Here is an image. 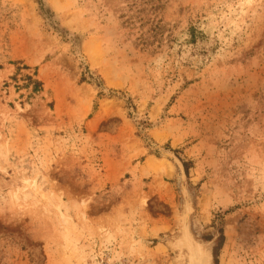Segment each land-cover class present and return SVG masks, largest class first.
Returning a JSON list of instances; mask_svg holds the SVG:
<instances>
[{
  "label": "rangeland",
  "instance_id": "obj_1",
  "mask_svg": "<svg viewBox=\"0 0 264 264\" xmlns=\"http://www.w3.org/2000/svg\"><path fill=\"white\" fill-rule=\"evenodd\" d=\"M195 250L264 264V0H0V264Z\"/></svg>",
  "mask_w": 264,
  "mask_h": 264
},
{
  "label": "bare ground",
  "instance_id": "obj_2",
  "mask_svg": "<svg viewBox=\"0 0 264 264\" xmlns=\"http://www.w3.org/2000/svg\"><path fill=\"white\" fill-rule=\"evenodd\" d=\"M150 162V161H149ZM147 164H149V163H147ZM152 164V163H151ZM150 167H152L153 169L155 168V169H162V171H164V168H162L161 166H157L156 164H153V165H150ZM151 168V169H152ZM150 169V168H149ZM193 246H194V244H192ZM192 246V247H193ZM194 249V248H193ZM193 253V255H195V253L197 254L198 253V250L197 251H195V252H192ZM192 255V256H193ZM197 256H199V257H196L195 259L197 260V261H202V262H204L205 260H206V256L204 255V254H202L201 252H199L198 254H197ZM194 263H195V261H194ZM195 264H198L197 262L195 263Z\"/></svg>",
  "mask_w": 264,
  "mask_h": 264
},
{
  "label": "trees",
  "instance_id": "obj_3",
  "mask_svg": "<svg viewBox=\"0 0 264 264\" xmlns=\"http://www.w3.org/2000/svg\"><path fill=\"white\" fill-rule=\"evenodd\" d=\"M24 77L28 84H33L34 89H36L40 85V82L38 80L33 79L31 75L25 74Z\"/></svg>",
  "mask_w": 264,
  "mask_h": 264
},
{
  "label": "water",
  "instance_id": "obj_4",
  "mask_svg": "<svg viewBox=\"0 0 264 264\" xmlns=\"http://www.w3.org/2000/svg\"><path fill=\"white\" fill-rule=\"evenodd\" d=\"M195 251H196V250H195ZM195 251H194V252H195ZM196 257H198V256H197V254L195 253L194 257H192V263H191V264H195L196 262H197L198 264H201V263H202V261H197V260L195 259ZM194 261H195V263H194Z\"/></svg>",
  "mask_w": 264,
  "mask_h": 264
}]
</instances>
